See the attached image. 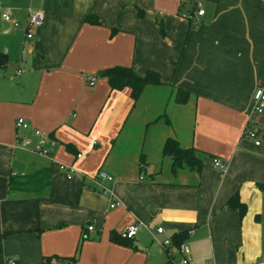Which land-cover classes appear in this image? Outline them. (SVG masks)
<instances>
[{"label":"crops","instance_id":"0c3cea01","mask_svg":"<svg viewBox=\"0 0 264 264\" xmlns=\"http://www.w3.org/2000/svg\"><path fill=\"white\" fill-rule=\"evenodd\" d=\"M0 4V264H165L161 241L184 230L189 264H264V102L256 111L252 101L264 88V0ZM28 8L44 14L30 39L12 23L25 25ZM113 66L139 76L154 70L168 87L160 91H188L186 102H173L172 114L181 115L156 103L151 117L134 119L142 107L133 106L130 88L111 89L97 76ZM17 118L28 127L16 128ZM150 125L166 133L158 151ZM41 138L46 157L33 153ZM167 138L202 157L198 178L185 166L171 172L162 155ZM46 164L45 194L10 189L11 177ZM98 170L112 177L110 195L93 181ZM233 194L246 207L242 216L225 205ZM132 223L139 224L133 238L113 240Z\"/></svg>","mask_w":264,"mask_h":264},{"label":"trees","instance_id":"16d2710c","mask_svg":"<svg viewBox=\"0 0 264 264\" xmlns=\"http://www.w3.org/2000/svg\"><path fill=\"white\" fill-rule=\"evenodd\" d=\"M85 19L92 23L97 22L95 16H92L91 14H88ZM158 24L159 31L162 33V26L160 23ZM4 58L5 57L0 54V67H2V65L5 63ZM97 76L106 78L111 89L120 90L124 87H129L131 91V97L134 102V107L139 102L140 97L143 96V92L145 91L146 87L154 86L156 88H168L167 86H163V83L159 77V73L154 70H147L143 76H139L133 72L131 67L113 66L98 71ZM169 94L173 96L174 102L178 104H183L186 102L190 95L188 91L178 87H171V89H169ZM162 155L170 157V169L172 173H174L177 168L185 166L188 169L195 171L198 178L202 157L197 153V151H195L193 147H181L175 139L167 138L162 146ZM140 165H142V163ZM39 168L37 167L36 169L28 170V173L22 178L11 177L9 181L10 189L12 191L20 190L29 192L31 194L34 193L37 196H39L41 193L45 194L47 192V185L49 183V166L46 164L44 167L40 166ZM41 168L43 169L42 176H35V174L39 173ZM145 176L143 179H145ZM225 205L231 209L238 210L240 216H242L246 210L244 203L238 198L237 194L231 195L226 200ZM255 218L257 219L258 217L256 216ZM188 234L189 231L184 230L171 235L170 245L163 248L168 258L165 264H177L175 262V257L177 255L179 256L177 250L180 244L186 240ZM112 238L114 241L123 244L125 240H130L115 235ZM172 249L175 250V252H171ZM11 262H13L12 264H18L15 260H12ZM11 262L6 264H11ZM43 264H50L49 258H44Z\"/></svg>","mask_w":264,"mask_h":264},{"label":"built area","instance_id":"2783aa9c","mask_svg":"<svg viewBox=\"0 0 264 264\" xmlns=\"http://www.w3.org/2000/svg\"><path fill=\"white\" fill-rule=\"evenodd\" d=\"M1 7V4H0ZM204 14V10L201 7H198L197 11H196V16L199 18L201 15ZM1 18L4 21L7 22H11V12L8 9H3V11L1 12ZM44 21V14L42 11L40 10H34L31 8L27 9V21L25 23V25L21 26V24L18 21H13V29H19V28H24V31H26L25 37L30 39L33 34L31 33V31L29 30V28H36L42 25ZM22 72V68L17 69V74H20ZM97 80V77H92L90 79H88V85H92L93 82ZM252 101L254 103V109L256 111H260V107H259V103L264 102V88H257L253 91L252 94ZM16 128H21V129H26L28 127V125L24 122V120L22 118H17L15 120L14 123ZM36 134H38V132H35ZM246 136L254 139V143L257 145L259 144V141L256 139V132L253 129H248L246 130ZM44 139L41 138L39 139V142L35 145V147L33 148V153L37 156H41V157H46L47 156V151L44 150L43 148V144H44ZM81 154H77L76 157H80ZM213 165L217 166V167H223V164L219 162V160L217 159H213L212 160ZM61 169H69L70 167L65 166V165H60ZM146 170V166L145 165H140V174H139V179H143L145 176V171ZM93 181L95 182V184L97 185V189L101 194H109L111 193V188H110V183L112 181V177L101 170H98L95 174V176L93 177ZM117 204V202L113 201L110 204V207H114ZM139 227L138 223H132L129 224L125 227L123 233L121 234L122 237H124L125 239H131L133 238V236L135 235L137 229ZM87 231H91L93 230V226L87 225L86 226ZM156 232L160 233L162 232V228L157 227L155 229ZM191 233V231H189V234ZM171 243L170 239L168 240H164L161 241L160 246L161 248H165L167 246H169ZM178 254H179V259H178V263L177 264H189L190 263V256H189V249L187 247V245L183 242L182 244H180L179 248H178Z\"/></svg>","mask_w":264,"mask_h":264},{"label":"rangeland","instance_id":"374dc122","mask_svg":"<svg viewBox=\"0 0 264 264\" xmlns=\"http://www.w3.org/2000/svg\"><path fill=\"white\" fill-rule=\"evenodd\" d=\"M168 90H164V91H160V88H156V87H151V88H148V89H145V91L143 92V96L140 97L139 99V102H138V105H140L142 108H138L137 110H135L134 114L132 115V117H134L135 115V118L134 119H138V115L142 113V116L148 118L150 116V112L152 111V106H157L156 103H160L162 106H165L167 108V113L169 115H174L175 117L177 115H181L180 112H178L177 114H172V109L175 105H173L175 102L173 100V96H171L170 94L167 93ZM142 99V100H141ZM142 101V102H140ZM174 102V103H173ZM146 106V107H145ZM165 108V110H166ZM153 112V111H152ZM155 113V112H154ZM160 114V112H157V114ZM185 113L190 117L191 114L187 111H185ZM151 117V116H150ZM158 128L160 127L157 126ZM185 131H183L184 133ZM151 133L153 134V136L155 137L154 138V142H159V145H157L155 147V150H160V147H161V143H160V139H163L166 137V133L163 134V133H160V131L157 130V128H155L154 126L152 127L150 125V128L148 130V138L149 139H152L151 138ZM152 136V137H153ZM151 141V140H150ZM163 159H167V157L165 158H161V154H160V158L159 160L163 161ZM167 165H164L163 167L164 168H167L166 167ZM166 174L167 172L163 173V175H160V177H158V179H166ZM262 224V222H261Z\"/></svg>","mask_w":264,"mask_h":264}]
</instances>
